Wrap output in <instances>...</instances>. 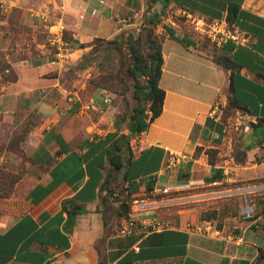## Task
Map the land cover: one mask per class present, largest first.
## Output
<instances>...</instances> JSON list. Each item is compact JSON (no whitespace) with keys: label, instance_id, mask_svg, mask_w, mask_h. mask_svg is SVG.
<instances>
[{"label":"crops","instance_id":"0c3cea01","mask_svg":"<svg viewBox=\"0 0 264 264\" xmlns=\"http://www.w3.org/2000/svg\"><path fill=\"white\" fill-rule=\"evenodd\" d=\"M77 3L74 42L158 21L163 111L132 140L127 183L132 197L147 196L131 216L158 215L170 226L120 233L129 218L112 217L101 194L111 146L125 131L96 123L93 132L81 129L73 115L78 102L52 74L57 62L44 50L10 53L0 32V60L15 75L0 80V125L29 123L23 147L31 158L16 192L0 201V264H254L264 250V0ZM216 22L229 30L223 43ZM97 24L110 30L96 31ZM230 95L243 108L224 121Z\"/></svg>","mask_w":264,"mask_h":264},{"label":"rangeland","instance_id":"374dc122","mask_svg":"<svg viewBox=\"0 0 264 264\" xmlns=\"http://www.w3.org/2000/svg\"><path fill=\"white\" fill-rule=\"evenodd\" d=\"M77 4V0H0V32L10 53L20 48L18 56L21 57L27 56V51L37 55L44 50L51 60L57 62L53 64L52 74L61 76V83L67 89V94L72 97V102H78L73 115L74 121L81 129L93 132L92 127L96 123L103 129L123 130L125 134L130 135L131 145L136 136L131 135L129 131L133 115L140 109L148 111L150 100L142 89L147 78L137 77L134 73L136 61L127 43V33L133 31L138 35L141 31L152 28L156 36L162 37L157 31L158 21L144 18L136 26L123 28L115 38L95 36L83 43L74 42L70 26L77 17ZM59 23L66 26V44L62 47L61 56L57 55L59 45L54 43ZM97 26L95 30L101 33L109 29L106 26ZM148 52L153 51L146 47L144 53ZM147 59L151 65L150 58ZM0 72L3 73V78H0L2 81L11 80L15 76L7 61L0 60ZM101 93L109 95L108 103L104 102L103 97H99L102 96L98 95ZM231 109L229 106L223 112L222 120L226 121ZM29 128L27 121L18 129L0 125V157H3L0 168L3 174L11 173L15 176V182H11L7 187L9 190L1 191L0 185V194L7 192L6 197H0V201H5L4 198H9L16 192V184L31 161L23 147L25 133ZM131 149L124 146L123 167L114 169L109 182L102 188V203L106 210L111 212L112 217L125 215L127 206H130L131 213L135 214L137 207L134 200L142 203L141 199L147 198L145 195L132 197L128 194L124 173ZM109 169L111 166L107 171ZM170 196L167 194L165 197ZM160 198L161 196L158 199ZM177 205L182 208L183 204ZM130 217L131 214L128 218Z\"/></svg>","mask_w":264,"mask_h":264},{"label":"trees","instance_id":"16d2710c","mask_svg":"<svg viewBox=\"0 0 264 264\" xmlns=\"http://www.w3.org/2000/svg\"><path fill=\"white\" fill-rule=\"evenodd\" d=\"M229 21L232 22V19L229 18ZM128 39L127 43L129 46V49L131 51V54L134 55L136 65L134 69V73L137 75V77H146L147 81L146 84L142 87L145 96L150 100V106L149 110L145 111L143 109H140L138 113L133 115V122L132 125L129 127V131L131 135H137L147 130L150 123H152L156 118H158L162 111H163V105L165 100L166 91L160 86V79L163 72V44H162V37H158L154 33V29L147 28L144 31H141L138 35H136L133 31H128ZM117 37V36H116ZM115 38V37H113ZM148 48L149 51L144 53V49ZM151 60V65L148 64V59ZM223 62V61H221ZM226 66L234 67V63H231L229 58H224L223 62ZM140 87V88H141ZM229 106L232 108H243L241 103L238 101V99L235 96L230 95L229 96ZM261 121L264 122V120L261 119ZM28 132V130H27ZM27 132L25 133V137L27 135ZM24 137V138H25ZM124 146H126L127 149L131 148L130 145V135L127 134H121L117 140L112 144L111 150H110V157H109V163L111 166V169H109L106 172V177L103 185H106L110 177L113 175L114 169H121L124 164V155L122 154V151L124 149ZM130 155L127 157V164L125 167V173L124 177L126 181L128 182V176H127V167L130 164L132 160V149L129 150ZM207 153L209 154L210 162L215 164L216 159V153L217 150L214 148L207 149ZM9 181V183H8ZM11 182H15V176L11 173L3 174L2 168H0V185H1V191L5 190L7 191V187H9ZM131 183V182H130ZM128 184V194L130 196H133L134 191L131 189L130 185ZM150 185V184H148ZM149 188V186H148ZM9 190V189H8ZM7 192H2L0 194L1 196L6 197ZM135 201V200H134ZM127 206V205H126ZM127 212L125 215H122V217L128 218L131 213L130 206H127ZM80 210V207H75L74 210ZM75 210V211H76ZM212 212H205L203 217L208 218L213 213ZM264 261V250H260V254L256 259V262L254 264H260Z\"/></svg>","mask_w":264,"mask_h":264},{"label":"built area","instance_id":"2783aa9c","mask_svg":"<svg viewBox=\"0 0 264 264\" xmlns=\"http://www.w3.org/2000/svg\"><path fill=\"white\" fill-rule=\"evenodd\" d=\"M205 23L202 24V31H205L203 28ZM223 23L216 22L214 24L213 32L216 34V40L219 43H223L229 36V30L226 27V24L223 29L222 28ZM66 30V26L63 23H59L57 26V32L54 36V43L59 45V51L57 52L58 56H61L62 53V47L66 44L64 40V33ZM235 38V37H234ZM107 101V100H105ZM174 161H172L173 163ZM136 207L138 211L142 210V205L140 202L136 201ZM244 216L247 219H251L254 217V211L253 208L249 205H247L244 208ZM170 226V223L163 218H161L158 215L155 216H144L143 218H136V217H130L125 221V223L119 228V231L123 235L131 234L134 230L138 229L140 231L144 232H151V231H161L164 229H167Z\"/></svg>","mask_w":264,"mask_h":264},{"label":"water","instance_id":"95a60500","mask_svg":"<svg viewBox=\"0 0 264 264\" xmlns=\"http://www.w3.org/2000/svg\"><path fill=\"white\" fill-rule=\"evenodd\" d=\"M107 15H110V11H107Z\"/></svg>","mask_w":264,"mask_h":264}]
</instances>
